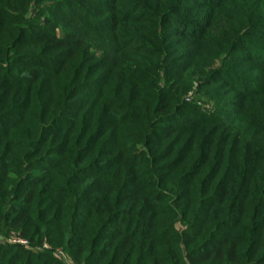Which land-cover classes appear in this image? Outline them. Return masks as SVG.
<instances>
[{
	"label": "trees",
	"instance_id": "1",
	"mask_svg": "<svg viewBox=\"0 0 264 264\" xmlns=\"http://www.w3.org/2000/svg\"><path fill=\"white\" fill-rule=\"evenodd\" d=\"M59 250L264 264V0H0V264Z\"/></svg>",
	"mask_w": 264,
	"mask_h": 264
},
{
	"label": "built area",
	"instance_id": "2",
	"mask_svg": "<svg viewBox=\"0 0 264 264\" xmlns=\"http://www.w3.org/2000/svg\"><path fill=\"white\" fill-rule=\"evenodd\" d=\"M12 240H13V242H19V243L27 244V241H26V240H23V239L18 238V237H16V236H12ZM9 241H11V240H9ZM11 242H12V241H11ZM45 246L48 247V245H45ZM59 253H62V254L60 255ZM58 255L61 256L62 259H65V261L69 262L70 264H73V263H71V262L69 261V259L67 258V256L64 254L63 251H59V252H58ZM64 257H65V258H64Z\"/></svg>",
	"mask_w": 264,
	"mask_h": 264
},
{
	"label": "rangeland",
	"instance_id": "3",
	"mask_svg": "<svg viewBox=\"0 0 264 264\" xmlns=\"http://www.w3.org/2000/svg\"><path fill=\"white\" fill-rule=\"evenodd\" d=\"M9 240H11L12 242H13V240H12V237H10V238H7V239H3L2 240V242L3 243H6V242H9ZM24 244V243H23ZM44 247H46V248H48L47 246H44ZM60 251V250H59ZM60 255L62 254V253H59ZM65 258V257H64ZM63 260H65V259H63ZM67 262V261H66Z\"/></svg>",
	"mask_w": 264,
	"mask_h": 264
}]
</instances>
